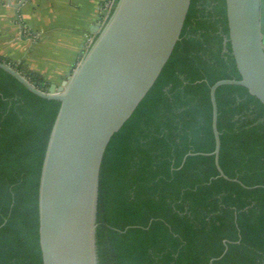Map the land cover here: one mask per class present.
Segmentation results:
<instances>
[{
  "label": "trees",
  "instance_id": "1",
  "mask_svg": "<svg viewBox=\"0 0 264 264\" xmlns=\"http://www.w3.org/2000/svg\"><path fill=\"white\" fill-rule=\"evenodd\" d=\"M220 80H241L226 0H192L169 61L107 147L100 264H210L225 242L214 264H264V105L242 86L217 90L220 177L210 96ZM60 106L0 71V264H43L39 185Z\"/></svg>",
  "mask_w": 264,
  "mask_h": 264
},
{
  "label": "water",
  "instance_id": "2",
  "mask_svg": "<svg viewBox=\"0 0 264 264\" xmlns=\"http://www.w3.org/2000/svg\"><path fill=\"white\" fill-rule=\"evenodd\" d=\"M14 9L28 0H4ZM192 0H114L89 50L60 86L46 91L0 59L3 70L33 94L61 103L39 185L43 264H100L97 245L101 169L107 147L132 117L169 61ZM229 40L241 80L210 89L215 164L220 177L217 90L242 86L264 105V0H226ZM191 154H188L190 156ZM214 258L222 259L228 251Z\"/></svg>",
  "mask_w": 264,
  "mask_h": 264
},
{
  "label": "crops",
  "instance_id": "3",
  "mask_svg": "<svg viewBox=\"0 0 264 264\" xmlns=\"http://www.w3.org/2000/svg\"><path fill=\"white\" fill-rule=\"evenodd\" d=\"M15 3L16 0H13ZM103 0H28L14 9L0 0V59L45 82L60 86L82 58L88 38L96 37Z\"/></svg>",
  "mask_w": 264,
  "mask_h": 264
},
{
  "label": "built area",
  "instance_id": "4",
  "mask_svg": "<svg viewBox=\"0 0 264 264\" xmlns=\"http://www.w3.org/2000/svg\"><path fill=\"white\" fill-rule=\"evenodd\" d=\"M113 3H114V0H103L101 8H100V14H101V18L99 21L100 27H103L108 15L111 11ZM94 38L95 37L88 38V40L85 42L84 54L89 50Z\"/></svg>",
  "mask_w": 264,
  "mask_h": 264
}]
</instances>
